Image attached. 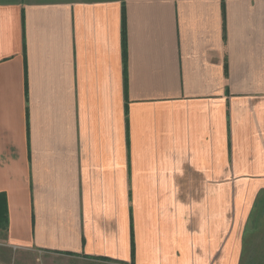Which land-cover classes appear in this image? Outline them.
<instances>
[{"label":"crops","instance_id":"1","mask_svg":"<svg viewBox=\"0 0 264 264\" xmlns=\"http://www.w3.org/2000/svg\"><path fill=\"white\" fill-rule=\"evenodd\" d=\"M263 191L264 0H0V264H238Z\"/></svg>","mask_w":264,"mask_h":264},{"label":"rangeland","instance_id":"2","mask_svg":"<svg viewBox=\"0 0 264 264\" xmlns=\"http://www.w3.org/2000/svg\"><path fill=\"white\" fill-rule=\"evenodd\" d=\"M240 219V218H239ZM242 219L241 234L239 237L240 259L238 264H264V191L252 204V208L245 218ZM69 258V257H67ZM18 261V260H17ZM32 264H76L72 261L63 259L62 256L50 255L49 261L33 258ZM18 264H20L18 262ZM114 264V263H101Z\"/></svg>","mask_w":264,"mask_h":264},{"label":"trees","instance_id":"3","mask_svg":"<svg viewBox=\"0 0 264 264\" xmlns=\"http://www.w3.org/2000/svg\"><path fill=\"white\" fill-rule=\"evenodd\" d=\"M6 202L5 197L3 195H0V225H3L7 221L6 216ZM132 251L134 252V240L132 238Z\"/></svg>","mask_w":264,"mask_h":264}]
</instances>
